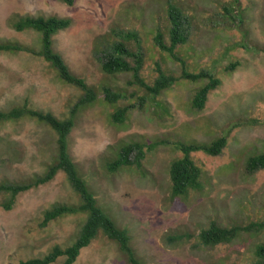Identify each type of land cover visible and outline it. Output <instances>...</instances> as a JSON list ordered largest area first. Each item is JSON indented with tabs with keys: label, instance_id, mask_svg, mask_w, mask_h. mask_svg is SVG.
<instances>
[{
	"label": "rangeland",
	"instance_id": "obj_1",
	"mask_svg": "<svg viewBox=\"0 0 264 264\" xmlns=\"http://www.w3.org/2000/svg\"><path fill=\"white\" fill-rule=\"evenodd\" d=\"M170 1L182 9L190 32L177 55L189 71L208 70L221 80L206 109H192V98L202 83L188 81L176 83L160 97L172 108L165 122L150 110L135 109L125 125H117L111 119L114 106L101 98L77 115L70 136L71 154L99 208L127 234L141 264H253L257 246L264 243V228L243 231L231 243L214 248L200 245L197 236L214 221L231 228L264 221V169L247 172L248 160L264 153V0H77L73 6L61 0H0V41L41 47L35 31L19 33L10 26L14 14L71 18L73 25L54 37V50L88 84H111L128 89L130 95L139 88L130 85L133 75L108 76L100 59L119 40L114 29L137 31L145 59L141 78L153 83L159 67L180 76L184 65L154 41L158 29L168 32ZM240 12L244 22L237 17ZM127 45L137 50L136 41ZM233 63L238 65L229 71ZM80 95L77 88L60 82L41 58L0 54V109L28 102L65 118ZM219 137L228 139L221 155H191L202 169L204 191L174 202L170 167L182 157L176 146L210 143ZM145 139L166 144L146 154L143 171L137 167L108 171L111 146ZM56 148V135L36 121L0 126V182L24 181L43 173ZM66 179L61 172L51 183L20 195L10 211L2 207L5 198L0 195V264L43 257L55 246L73 242L84 216H69L47 228L39 227L43 213L55 204L80 202ZM175 233L194 237L171 242L169 237ZM118 246L101 235L82 250L75 264H130ZM63 262L59 259L54 264Z\"/></svg>",
	"mask_w": 264,
	"mask_h": 264
},
{
	"label": "trees",
	"instance_id": "obj_2",
	"mask_svg": "<svg viewBox=\"0 0 264 264\" xmlns=\"http://www.w3.org/2000/svg\"><path fill=\"white\" fill-rule=\"evenodd\" d=\"M61 1L68 6H73L77 0ZM168 6L167 19L170 22L168 32L164 34L161 29H158L154 41L160 50L184 65L180 76L168 74L159 67V75L153 83H146L141 78L140 74L145 59L141 51L140 35L137 31L114 29L113 33L116 37H119V40L113 42L103 52L100 59L102 70L108 76L133 75L134 81H130V85H138L139 88L131 92L130 95H128V89L116 88L111 84H103L102 86L88 84L84 78L71 71L64 58L54 50V37L73 25L71 18L37 17L20 14H14L9 18L10 26L16 32L35 31L39 34L41 47L36 48L16 40H2L0 41V54H29L41 58L54 70L60 82L81 91L78 101L71 109L69 116L65 118H60L50 111L34 108L28 102L9 109H0V126L30 119L48 127L56 135L57 144L56 155L43 173L35 174L24 181L0 182V195L5 198L2 207L7 211L12 210L16 206L20 195L51 183L62 172L79 196L80 202L77 204H55L43 213L39 227L42 229L47 228L51 223L69 216L81 215L85 217L78 235L69 246L61 247L57 245L43 257L23 260L19 264H54L59 259L64 260L63 264H75L82 250L89 247L101 235L118 244L130 264H141L136 258L127 234L116 227L99 208L94 193L71 154L70 136L76 127L77 115L85 108L94 105L101 98L107 104L114 106L115 110L111 115V119L117 125H125L131 110L135 109L150 110L159 121L165 122L172 115V108L167 101L160 100V97L167 90L172 89L176 83L182 81L194 84L202 83V86L197 89L192 98L191 107L197 112L206 109L211 92L219 87L221 80L208 70L191 72L187 69L186 62L177 55V50L178 47L188 42L190 32L182 9L171 1ZM225 9L231 12V9L227 6ZM237 17L241 22H244L242 12ZM131 41L137 42V50L129 48L127 43ZM237 65V63H233L228 70H234ZM133 99L135 101L132 103ZM126 100L129 103L121 105ZM165 144L166 142L163 140L145 139L131 142L123 141L116 147L111 146L113 147L111 155L106 158L107 169L110 173L118 172L124 167H137L143 171L146 154ZM227 144L228 139L226 137H219L210 143L193 141L189 144L179 143L176 146V149L182 153V157L174 160L170 167L171 196L174 202L187 198L191 192L201 193L205 189L202 169L195 163L191 155L203 152L216 157L222 154V150L226 148ZM262 169H264V153L253 156L248 160L247 172L249 174H254ZM263 228L264 221L249 227L235 226L232 228L223 227L214 221L210 223L208 228L202 229L197 238L200 245L205 248H214L221 244L231 243L243 231H259ZM171 236L169 237L171 242L194 237L191 234L181 235L179 233ZM255 256L256 259L253 264H264V243L257 246Z\"/></svg>",
	"mask_w": 264,
	"mask_h": 264
}]
</instances>
